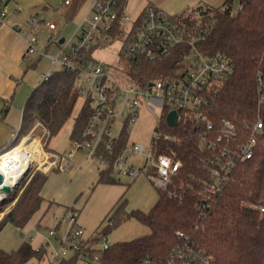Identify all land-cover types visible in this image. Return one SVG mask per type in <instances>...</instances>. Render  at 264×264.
Here are the masks:
<instances>
[{"label":"trees","instance_id":"obj_1","mask_svg":"<svg viewBox=\"0 0 264 264\" xmlns=\"http://www.w3.org/2000/svg\"><path fill=\"white\" fill-rule=\"evenodd\" d=\"M81 1H74L72 12ZM234 2L238 4L235 12L232 11ZM124 3L125 0L120 2V9ZM172 18L191 28L212 21L201 43L202 51L207 56L226 55L233 64L232 74L213 87L207 96L205 111L212 129L207 130L204 122L182 112L176 123L169 125L164 109L161 124L155 129L174 139L161 136L154 142V150L157 155H169L181 162L172 183L165 190L156 189L157 199L147 212L127 210V200L122 195L87 240L96 243L122 223L135 219L148 228V233L112 243L100 253L98 264H166L169 254L179 245L177 231L187 235L193 246L207 254L213 264H264V211H261L264 208V0H225L219 8L199 6ZM112 35L116 38L118 32L113 31ZM186 51V45H177L161 61L153 64L145 61L132 63L122 58L120 61L131 79L146 83L182 76L188 66L180 65L179 61ZM258 74L263 82L260 92L256 87ZM76 76L74 72L55 69L47 80L32 90L24 104L17 137L27 135L36 123H40L45 128L42 139L46 141L47 149V142L73 115L79 98ZM87 106L88 103L83 101L73 119L70 141L85 138L84 130L91 113ZM258 119L263 124V134L253 156L239 160L219 192L205 198L202 185L212 180L208 162L211 154L201 146V138H216L232 125L237 132L236 142L240 144L245 142L252 124ZM125 129L119 138H105L100 145L97 156L106 161V166L98 174V183L114 182L111 178L112 162L126 146L128 134ZM28 141L37 144L33 139ZM109 141L112 142L111 152L105 148ZM8 153L1 155L0 160ZM152 174L155 175V171ZM47 179L48 173L41 172L30 178L12 207L0 219V231L6 223L17 228L26 225L40 207L41 191ZM206 204H209L208 208ZM46 253L36 251L24 242L15 250L0 248V264H25L31 258L42 261ZM74 262L68 259L62 264Z\"/></svg>","mask_w":264,"mask_h":264},{"label":"built area","instance_id":"obj_2","mask_svg":"<svg viewBox=\"0 0 264 264\" xmlns=\"http://www.w3.org/2000/svg\"><path fill=\"white\" fill-rule=\"evenodd\" d=\"M74 1L63 0L62 4L64 7H69ZM121 1L96 0L90 9V13H93L92 18L85 17L80 23L81 33L76 35L77 39L61 45L58 52L48 58L49 68L40 78V83L47 80L55 69L74 72L77 74L75 84L78 97L84 102L94 97L95 105L90 108V117L84 130L85 138L82 141H71L72 150L66 157H71L75 151H85L87 158L94 162L98 173H101L106 166V161L97 156L100 145L105 138L115 139L111 133L116 121L122 120L125 126L133 125L142 106L150 112L159 109L160 117L157 118L156 127L160 126L165 109L166 117L169 112L176 113L173 124L182 112L183 115L194 116L195 119L204 122L206 129L211 130L212 125L207 120L205 111L208 93L217 84L227 79L233 70L231 59L226 55L207 56L202 51L201 43L212 21L209 20L191 28L149 4L132 22V28L126 34L122 22L128 23L131 19L124 14L123 9H120ZM10 5L15 13L20 11L17 3L11 4V0H0V26L6 22ZM41 24L48 31L56 29L55 23L44 21L39 13L31 15L27 28L21 25L13 27L15 33L25 36V59L37 53L42 56L37 51L36 38ZM113 31L118 32V37L125 35L121 58L123 61L132 63L145 61L153 64L161 61L173 47L186 45L188 51L182 53L179 61L180 65L188 66L186 72L182 76L138 83L131 79L120 61V71L126 78L125 84H120L119 79L109 71L108 66L94 61L91 55L88 56L90 50L113 38ZM262 85V78L258 74L256 77L258 92L261 91ZM35 128L43 130L41 137L45 134V128L40 123H36ZM262 134L263 124L258 119L252 124L243 143L237 144V132L232 125H229L216 138L206 136L201 138V146L209 150L211 154L208 162L212 180L202 185L205 198L213 197L219 192L239 160H247L253 156L255 146ZM161 136L164 139H174L170 135H161V132L155 129L151 150L145 156L146 161L142 168L129 163L128 152L143 153L142 146L132 143L130 146H125L113 160V172L128 175L133 179L139 178L145 172L155 189L165 190L172 183V178L178 172L181 162L172 156L155 153L154 142ZM12 137L14 142L17 134ZM105 148L107 152H111L112 142L106 143ZM5 149L7 147L3 150ZM47 164L51 165L49 162ZM67 166L68 163L59 167L65 169ZM152 171H155V175ZM206 207L208 208L209 204H206ZM261 211H264V208H261ZM60 226H67V230L59 234ZM176 235L179 245L169 254L166 264H213L207 254L193 246L187 235L180 231H177ZM48 236L55 239L58 245L57 249L53 250L48 264H62L68 259L75 261L74 264H98L100 253L112 244L109 235L102 236L96 243H89L87 240L89 236H85L84 230L78 225L75 209L66 212L60 218L56 228L48 230ZM34 249L46 251L45 246Z\"/></svg>","mask_w":264,"mask_h":264},{"label":"rangeland","instance_id":"obj_3","mask_svg":"<svg viewBox=\"0 0 264 264\" xmlns=\"http://www.w3.org/2000/svg\"><path fill=\"white\" fill-rule=\"evenodd\" d=\"M95 1L82 0L73 12L71 8L74 3L70 8H66L62 5V1H55L54 4L47 5V9H44L42 6H34L31 9L21 8L20 12L16 15L12 14L10 5L7 19L17 18L21 23H27L32 14L39 13L44 21L55 23L56 30L52 34L41 24L39 26L40 30L36 35L38 41L37 51L42 55V60L45 61L58 52L59 46L77 39L76 35L81 33V29H79L81 21L85 17L91 19L93 16V13H90V9ZM149 4L151 3L148 0H125L123 12L131 19L128 23L122 22L126 34L131 30L132 22L140 16L143 9ZM237 6V2H234L233 12H235ZM50 35L52 36L50 37ZM60 39H64L63 44H58ZM124 41L125 35L110 38L99 47L94 48L90 53L94 61L108 66L109 71L119 79L120 84H125L126 81L119 66ZM87 103V109L89 111L95 105L94 97L92 96ZM82 104V98L79 97L75 104L72 117L61 128L57 136L54 137L56 139L50 143L60 156L56 155L57 157H54V154L49 153L45 149L44 143L46 141L42 139L43 136L39 138V146L37 144L33 145L32 141H28L29 139L38 141L39 133L40 135L43 134L42 129L35 127L27 135H19L14 142L13 138H11L9 143L13 142V144L3 152H9L17 145L33 148L34 150V152L30 153L33 166L15 189V200L33 175L37 172L45 174L52 171V173L48 174V179L43 186V200L40 207L31 216L26 225L17 228L11 223H6L0 231V248L3 250H15L24 242L29 243L33 248L45 246L47 253L42 261L31 258L25 264L49 263L53 250L57 249L58 245L55 239L48 236V230L56 228L60 218L70 210L67 209L66 205L74 206L77 212L78 225L84 230L85 236L88 237L99 228L101 222L105 220L111 208L122 195L127 200V210L139 209L143 212H147L157 199L156 189L147 178L145 172L139 178L133 179L128 175L117 174L112 171L111 178L114 182L104 184L97 182L99 173L94 167L90 169L92 173L91 177L85 169L86 165L77 164L73 160L70 161L72 166H68L66 170L59 169L60 157L66 159L67 153L72 150L68 135L74 121L73 119L79 112ZM159 115V109H156L155 112H150L146 107L142 106L139 109L133 125L125 126L122 120H118L112 128L111 135L115 139L119 138L123 129L126 128L125 130L128 134L126 147L132 143L143 147L142 154L128 152L129 163L137 168H142L145 165V156L151 150L154 130L157 124V118L160 117ZM40 150L43 152L41 158ZM45 160L46 163H44ZM48 162L51 165L47 164ZM41 163L43 165H40ZM71 169L73 173H71ZM12 198L13 196H9L7 201L0 203V219L14 204L15 201H9ZM64 230H67V226H60L58 233L61 234ZM147 233L148 228L146 226L135 219H129L113 229L109 237L110 241L115 243L131 240Z\"/></svg>","mask_w":264,"mask_h":264},{"label":"crops","instance_id":"obj_4","mask_svg":"<svg viewBox=\"0 0 264 264\" xmlns=\"http://www.w3.org/2000/svg\"><path fill=\"white\" fill-rule=\"evenodd\" d=\"M55 1L63 2V0H11V4L17 3L19 10H21V8L31 9L34 6H42L44 9H47V5L54 4ZM224 1L225 0H148L151 5L170 16L187 13L199 6L219 8ZM71 6L66 8H70ZM11 12L14 15L17 14L14 11ZM15 25H21L27 28L28 21L27 23H21L17 18H8L5 24L0 26V150L11 144L9 142L10 139L13 138V135L17 134L18 136L25 101L32 90L40 83L41 76L45 74L49 68V60L43 61L38 53L25 59V36L19 35L13 31ZM55 30L49 31V33L51 34ZM62 43L58 42V44ZM40 136L39 133L38 139ZM54 137L47 142V150L51 154L59 155L58 152L54 150L53 146L50 145V143L56 139ZM36 142L39 146L38 141ZM40 151L41 158L43 152L42 150ZM72 160L77 164L86 165L85 169L89 176H92L90 169L93 167L95 168V164L87 158L85 152L75 151L72 153L71 157L66 159L60 157L59 166L68 163L70 167V165L72 166L70 163ZM40 165L43 164L41 163ZM68 166L66 168H68ZM59 169H61V167H59ZM49 173H52V171ZM71 173H73L72 169ZM66 206L68 209H75L74 206Z\"/></svg>","mask_w":264,"mask_h":264},{"label":"bare ground","instance_id":"obj_5","mask_svg":"<svg viewBox=\"0 0 264 264\" xmlns=\"http://www.w3.org/2000/svg\"><path fill=\"white\" fill-rule=\"evenodd\" d=\"M10 151L0 160V172L4 176L5 184L16 187L33 166L30 153L34 152V150L26 146L17 145ZM4 197L5 195L0 191V203Z\"/></svg>","mask_w":264,"mask_h":264},{"label":"water","instance_id":"obj_6","mask_svg":"<svg viewBox=\"0 0 264 264\" xmlns=\"http://www.w3.org/2000/svg\"><path fill=\"white\" fill-rule=\"evenodd\" d=\"M63 42V39H60L59 40V43H62ZM176 119V113L174 111L172 112H169L167 117H166V121L168 124H173L174 121ZM17 188L16 187H11L10 185L8 184H5L4 182V176L3 174L0 172V191L5 195V197L3 198V200L1 201L2 203L4 201H7L8 197L9 196H13L12 200H9V201H12L14 202L15 201V189Z\"/></svg>","mask_w":264,"mask_h":264}]
</instances>
